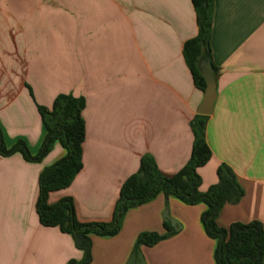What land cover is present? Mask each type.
<instances>
[{"label":"crops","instance_id":"obj_1","mask_svg":"<svg viewBox=\"0 0 264 264\" xmlns=\"http://www.w3.org/2000/svg\"><path fill=\"white\" fill-rule=\"evenodd\" d=\"M197 30L191 0H0L6 148L22 142L37 154L46 135L37 106L50 109L58 95L85 103L82 169L48 195V205L69 197L79 223H110L120 187L143 156L166 177L187 163L203 92L182 48ZM209 57L216 97L200 191L217 182L219 164L228 165L244 195L222 207L217 225L258 221L264 229V0H213ZM65 154L54 142L39 162L19 152L0 156V264L82 260L72 237L42 226L36 213L39 175ZM205 210L158 194L128 209L116 235L90 236L89 264H215L216 243L200 222ZM164 220L176 233L132 256L138 235L164 234Z\"/></svg>","mask_w":264,"mask_h":264},{"label":"trees","instance_id":"obj_2","mask_svg":"<svg viewBox=\"0 0 264 264\" xmlns=\"http://www.w3.org/2000/svg\"><path fill=\"white\" fill-rule=\"evenodd\" d=\"M191 3L198 30L195 37L183 44L182 55L194 86L204 92L205 81L198 64L210 53L213 0H191ZM84 106L82 98L70 95L56 96L50 109L37 106L46 135L39 151L33 156L22 142L6 148L0 129L1 157L19 152L26 161L39 162L47 155L54 142H59L66 152L62 159L39 175L36 213L42 226L58 228L62 233L69 234L75 247L82 251L81 261L70 260L67 264H89L90 236L116 235L121 218L128 209L138 207L158 194H163L166 199L169 196L176 197L188 206L200 203L206 206V210L200 215V222L206 236L216 243L215 264H264V229L260 222H235L227 228L216 223L222 207L226 204H237L244 195L232 169L224 163L219 164L216 170L217 182L209 186L206 192L200 191L198 169L211 158L205 139L208 116L197 115L193 118L190 124L193 135L190 157L175 175L164 176L150 156L140 159L137 171L120 187L110 223H79L74 215L73 200L69 197L62 198L54 205H48V195L68 188L82 169L81 152L85 127L81 114ZM163 227L165 233L161 235L152 232L140 233L136 238L132 256L136 257L140 246L152 247L176 233L167 220H164Z\"/></svg>","mask_w":264,"mask_h":264},{"label":"water","instance_id":"obj_3","mask_svg":"<svg viewBox=\"0 0 264 264\" xmlns=\"http://www.w3.org/2000/svg\"><path fill=\"white\" fill-rule=\"evenodd\" d=\"M198 68L205 81V90L203 92V99L197 110V113L198 115L202 116H210L216 97V86L214 78V68L212 67L210 57L208 55L200 60Z\"/></svg>","mask_w":264,"mask_h":264}]
</instances>
